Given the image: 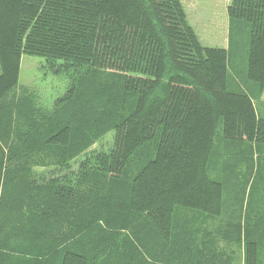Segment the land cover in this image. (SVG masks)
Returning a JSON list of instances; mask_svg holds the SVG:
<instances>
[{
	"label": "trees",
	"instance_id": "1",
	"mask_svg": "<svg viewBox=\"0 0 264 264\" xmlns=\"http://www.w3.org/2000/svg\"><path fill=\"white\" fill-rule=\"evenodd\" d=\"M227 12L222 47L182 0H0V264H264L226 189L264 151V0ZM24 53L70 79L51 109Z\"/></svg>",
	"mask_w": 264,
	"mask_h": 264
},
{
	"label": "rangeland",
	"instance_id": "2",
	"mask_svg": "<svg viewBox=\"0 0 264 264\" xmlns=\"http://www.w3.org/2000/svg\"><path fill=\"white\" fill-rule=\"evenodd\" d=\"M188 14L189 22L196 29L201 41L206 46L228 47L229 16L227 7L229 0H183ZM232 45L236 39L233 38ZM237 44V43H236ZM236 46V45H235ZM1 72V70H0ZM70 79L65 74H57L49 69L44 57L24 53L21 61V71L18 87H29L37 100L38 105L44 109H51L55 101L64 95ZM264 99V94H263ZM263 115L264 102L255 100ZM254 153L259 154V169H255L252 176L243 173L230 174L226 181L227 191L233 192L237 197H244V204L250 202L254 211L264 210V151L259 146ZM258 167L255 158V168ZM245 168V169H244ZM232 198V197H231ZM243 262L242 250L239 252V263Z\"/></svg>",
	"mask_w": 264,
	"mask_h": 264
},
{
	"label": "crops",
	"instance_id": "3",
	"mask_svg": "<svg viewBox=\"0 0 264 264\" xmlns=\"http://www.w3.org/2000/svg\"><path fill=\"white\" fill-rule=\"evenodd\" d=\"M183 1V0H182ZM183 4H184V2H183ZM225 47V46H224ZM227 47V46H226Z\"/></svg>",
	"mask_w": 264,
	"mask_h": 264
}]
</instances>
